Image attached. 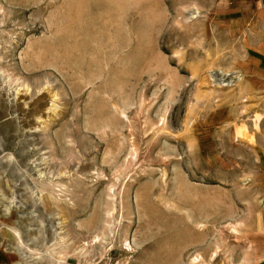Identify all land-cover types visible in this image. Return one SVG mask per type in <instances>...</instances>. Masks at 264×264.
I'll return each instance as SVG.
<instances>
[{"label": "rangeland", "instance_id": "rangeland-1", "mask_svg": "<svg viewBox=\"0 0 264 264\" xmlns=\"http://www.w3.org/2000/svg\"><path fill=\"white\" fill-rule=\"evenodd\" d=\"M0 253L264 264V0H0Z\"/></svg>", "mask_w": 264, "mask_h": 264}, {"label": "built area", "instance_id": "built-area-1", "mask_svg": "<svg viewBox=\"0 0 264 264\" xmlns=\"http://www.w3.org/2000/svg\"><path fill=\"white\" fill-rule=\"evenodd\" d=\"M50 264H121L117 259L107 253L98 256H60L51 260Z\"/></svg>", "mask_w": 264, "mask_h": 264}, {"label": "crops", "instance_id": "crops-1", "mask_svg": "<svg viewBox=\"0 0 264 264\" xmlns=\"http://www.w3.org/2000/svg\"><path fill=\"white\" fill-rule=\"evenodd\" d=\"M5 258L7 259V256L5 254H1L0 253V264H13L10 260L11 259H7L5 260ZM51 262V261H50ZM49 262V263H50Z\"/></svg>", "mask_w": 264, "mask_h": 264}, {"label": "bare ground", "instance_id": "bare-ground-1", "mask_svg": "<svg viewBox=\"0 0 264 264\" xmlns=\"http://www.w3.org/2000/svg\"><path fill=\"white\" fill-rule=\"evenodd\" d=\"M16 234V233H15Z\"/></svg>", "mask_w": 264, "mask_h": 264}]
</instances>
